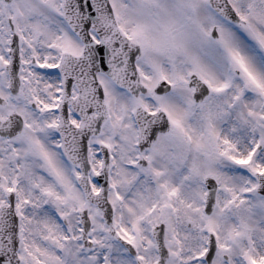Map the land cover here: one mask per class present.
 <instances>
[{"label":"snow or ice","instance_id":"snow-or-ice-1","mask_svg":"<svg viewBox=\"0 0 264 264\" xmlns=\"http://www.w3.org/2000/svg\"><path fill=\"white\" fill-rule=\"evenodd\" d=\"M0 264H264V0H0Z\"/></svg>","mask_w":264,"mask_h":264}]
</instances>
